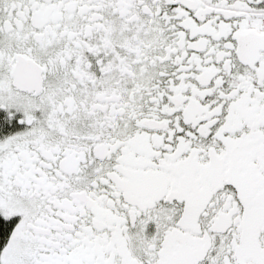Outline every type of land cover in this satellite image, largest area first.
<instances>
[{"label": "snow or ice", "instance_id": "1", "mask_svg": "<svg viewBox=\"0 0 264 264\" xmlns=\"http://www.w3.org/2000/svg\"><path fill=\"white\" fill-rule=\"evenodd\" d=\"M0 264H264V0H0Z\"/></svg>", "mask_w": 264, "mask_h": 264}]
</instances>
